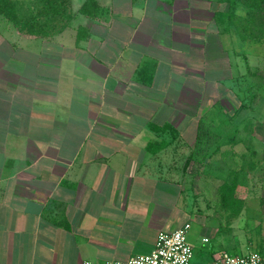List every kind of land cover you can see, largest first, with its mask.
Returning <instances> with one entry per match:
<instances>
[{
  "label": "crops",
  "instance_id": "crops-1",
  "mask_svg": "<svg viewBox=\"0 0 264 264\" xmlns=\"http://www.w3.org/2000/svg\"><path fill=\"white\" fill-rule=\"evenodd\" d=\"M85 1L48 36L0 15V264L125 260L190 223L179 170L242 67L233 0Z\"/></svg>",
  "mask_w": 264,
  "mask_h": 264
},
{
  "label": "rangeland",
  "instance_id": "rangeland-1",
  "mask_svg": "<svg viewBox=\"0 0 264 264\" xmlns=\"http://www.w3.org/2000/svg\"><path fill=\"white\" fill-rule=\"evenodd\" d=\"M233 1L242 67L228 87L226 105L203 116L200 146L189 149L179 170L187 184L182 202L192 217L187 240L194 256L214 244L232 254L264 252V5ZM205 57L209 65L220 64L214 78L224 75L221 59ZM204 233L207 243L201 242Z\"/></svg>",
  "mask_w": 264,
  "mask_h": 264
},
{
  "label": "built area",
  "instance_id": "built-area-1",
  "mask_svg": "<svg viewBox=\"0 0 264 264\" xmlns=\"http://www.w3.org/2000/svg\"><path fill=\"white\" fill-rule=\"evenodd\" d=\"M189 228L190 223L185 222L175 230H159L154 247L148 253L125 260H84L82 264H190L193 247L187 240ZM214 264H264V255L257 251L244 252L242 255L222 251Z\"/></svg>",
  "mask_w": 264,
  "mask_h": 264
},
{
  "label": "trees",
  "instance_id": "trees-1",
  "mask_svg": "<svg viewBox=\"0 0 264 264\" xmlns=\"http://www.w3.org/2000/svg\"><path fill=\"white\" fill-rule=\"evenodd\" d=\"M221 1L230 2L232 0ZM94 3V0H86L79 9L80 12L87 13L90 6ZM231 4L232 8L229 12V18H231L232 24L236 26L234 1ZM26 5L25 13L20 14L17 3L11 0H0V15L8 18L19 31L42 36L61 32L72 18L70 0H33ZM263 5L264 0H259V6ZM254 251L264 255V252Z\"/></svg>",
  "mask_w": 264,
  "mask_h": 264
}]
</instances>
